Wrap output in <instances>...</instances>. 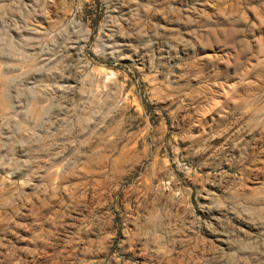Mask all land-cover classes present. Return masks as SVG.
<instances>
[{
    "label": "rangeland",
    "instance_id": "obj_1",
    "mask_svg": "<svg viewBox=\"0 0 264 264\" xmlns=\"http://www.w3.org/2000/svg\"><path fill=\"white\" fill-rule=\"evenodd\" d=\"M0 264H264V0H0Z\"/></svg>",
    "mask_w": 264,
    "mask_h": 264
}]
</instances>
